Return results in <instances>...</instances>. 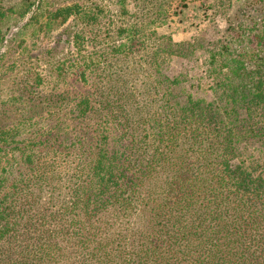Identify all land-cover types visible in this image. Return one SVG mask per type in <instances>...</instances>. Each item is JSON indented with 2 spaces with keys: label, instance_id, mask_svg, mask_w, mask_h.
Returning <instances> with one entry per match:
<instances>
[{
  "label": "trees",
  "instance_id": "trees-1",
  "mask_svg": "<svg viewBox=\"0 0 264 264\" xmlns=\"http://www.w3.org/2000/svg\"><path fill=\"white\" fill-rule=\"evenodd\" d=\"M23 5L20 12L0 3V32L31 7ZM248 7L220 40L197 46L164 38L166 56L204 55V76L190 87L197 92L205 78L212 98L188 91L186 73L164 76L160 99L169 108L150 113L149 132L135 129L146 112L135 109L149 99L135 103L163 83L135 78L133 62L129 71L102 68L95 97L80 100L78 115L124 118L127 154L107 147L99 123L97 144L77 135L68 151L13 147L27 171L11 182L0 172V264H264V0ZM47 13L49 30L81 7ZM112 47L113 58L133 51ZM150 56L147 79L161 65ZM15 135L0 136V158ZM257 142L263 148L249 158L246 147Z\"/></svg>",
  "mask_w": 264,
  "mask_h": 264
},
{
  "label": "rangeland",
  "instance_id": "rangeland-1",
  "mask_svg": "<svg viewBox=\"0 0 264 264\" xmlns=\"http://www.w3.org/2000/svg\"><path fill=\"white\" fill-rule=\"evenodd\" d=\"M24 2H30L31 7L18 18L7 20L4 32H0V136L16 134L14 140L9 138L2 144L6 151L1 153L0 172L8 175L9 182L21 171H27L20 149L13 147H35L37 152L56 145L68 151L67 144L76 141L77 135L97 144L104 139L95 136L98 123L105 130L102 131L107 138L103 141L107 147L118 155L127 154L129 138L125 131L129 132V125L124 118L119 121L102 115L100 119L99 110L88 119L78 115L80 100L88 94L95 97V87L102 82L98 73L104 67L129 71L133 62L139 71L135 78L163 83L156 85V93L149 90L144 97L138 94L141 102L138 100L136 107L143 104L142 98L149 99L146 109H135L138 115L146 110L143 119L135 122V129L145 130L143 133L151 129L150 113L166 114L169 108L160 99L164 76L186 73L187 90L210 101L212 92L205 85V78L197 92L190 87L197 83L196 76H204V55L196 51L186 59L166 56L162 41L168 36L174 42L190 41L202 46L220 40L227 34L223 32L226 26L237 18H245L249 9V0H0L4 7L18 5L20 12L26 8ZM76 3L81 13L44 29L48 10ZM247 29L246 32L254 30ZM119 43H126L125 49L131 47L132 54L113 58L112 46ZM151 54L161 65L158 74L147 79L142 76L149 71ZM222 70L227 72V68ZM180 92L178 88L176 93ZM262 148L261 142L248 144L246 156L258 155Z\"/></svg>",
  "mask_w": 264,
  "mask_h": 264
}]
</instances>
